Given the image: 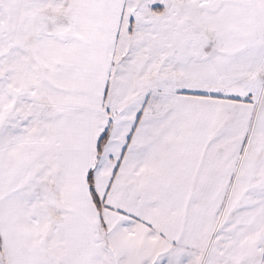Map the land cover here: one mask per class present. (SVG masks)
I'll return each instance as SVG.
<instances>
[{
    "label": "snow or ice",
    "instance_id": "1",
    "mask_svg": "<svg viewBox=\"0 0 264 264\" xmlns=\"http://www.w3.org/2000/svg\"><path fill=\"white\" fill-rule=\"evenodd\" d=\"M0 264H264V0H0Z\"/></svg>",
    "mask_w": 264,
    "mask_h": 264
}]
</instances>
